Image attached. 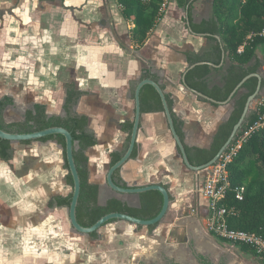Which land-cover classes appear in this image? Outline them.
I'll list each match as a JSON object with an SVG mask.
<instances>
[{"label": "crops", "instance_id": "crops-1", "mask_svg": "<svg viewBox=\"0 0 264 264\" xmlns=\"http://www.w3.org/2000/svg\"><path fill=\"white\" fill-rule=\"evenodd\" d=\"M1 0L0 99L11 97L6 123L22 120L34 104L49 116H63L66 85L84 92L75 110L90 119L97 145L87 151L89 182L99 185L98 204L115 197L137 205L138 196L114 193L107 185L110 154L120 151L133 123L135 103L130 83L140 78L142 60L160 76L173 113L183 122V143L209 148L227 120L232 101L214 104L184 86L191 68L186 54L206 49L207 38L192 34L187 13L169 4L138 55L130 40L133 27L116 0ZM213 0H197L189 18L211 16ZM52 14L42 24L40 15ZM48 18V16H47ZM186 18V19H185ZM263 48L258 51L262 57ZM228 58L214 68L211 83H220ZM261 81L264 66L261 67ZM259 95L264 96V89ZM258 100L250 104L252 110ZM139 151L120 169L130 187L165 186L171 201L163 221L149 233L145 227L114 221L97 232L98 240L76 233L65 207L48 208L54 197H67L62 149L54 142L11 143L13 157L0 160V264H262L251 252L209 234L207 201L202 189L207 169L191 171L176 151L164 113L141 114L136 136Z\"/></svg>", "mask_w": 264, "mask_h": 264}, {"label": "trees", "instance_id": "trees-1", "mask_svg": "<svg viewBox=\"0 0 264 264\" xmlns=\"http://www.w3.org/2000/svg\"><path fill=\"white\" fill-rule=\"evenodd\" d=\"M163 0H117L122 17L133 27L130 29V40L134 45V53L139 50L149 39L164 13H161L160 4ZM177 5L186 11L187 27L192 34L205 36L207 47L198 54H186L189 68L184 76V86L192 92L199 94L200 100L210 99L214 104L228 101L230 95L244 78L252 74H259L264 66V38L259 33L264 28V0H213L211 16L198 23L189 18L192 4L197 0H174ZM186 19V18H185ZM243 46V52L237 49ZM263 48L262 57L258 51ZM230 63L221 76L220 83H211L209 76L214 68L219 67L224 58ZM143 68L140 78L130 83V96L134 98L136 85L145 79H149L159 85L161 90L164 86L159 84L160 76L152 69L149 61L142 60ZM259 80L249 77L241 87L233 94L232 110L229 117L217 129L209 148H191L184 144L187 159L193 167H201L208 164L219 153L231 136L233 127L240 120L248 98L252 96L258 87ZM63 103V116H49L46 108L41 104H34L27 108L19 122L6 123L3 115L7 108L13 107L11 97L0 99V129L15 134H27L42 131L51 127H61L72 136L73 159L80 180V192L76 206V219L83 227H90L100 218L109 213H121L141 220H149L158 215L162 208L163 198L160 192L151 190L138 195L137 205H131L115 197L109 198L104 205L98 204L99 185L89 182L87 151L97 145L95 133L89 127L90 119L78 114L75 107L79 99L85 95L73 84L66 85ZM264 89V79L261 81L260 90ZM165 99L173 121L174 129L180 140L184 141L183 122L173 113V102L166 94ZM263 100L262 104L249 110L241 128L234 135L229 149L237 142L239 137L248 130L264 112V96L257 95L255 100ZM164 113L159 95L150 85H145L140 92V113ZM133 123L126 121L120 125V129L126 134V141L120 151L110 154V167L124 155L130 141ZM38 142L45 144L54 142L62 149L64 169L68 171L65 156V140L61 135H51L38 141H27L23 144ZM139 147L135 143L130 159L138 155ZM180 156V152L176 147ZM13 157L11 142L0 139V160L9 162ZM231 188L244 186L246 191L241 202L233 200L229 193L226 201L227 206L232 207L234 215L230 216L229 227L264 238V128L255 131L245 142L241 144L231 162L227 166ZM113 183L120 188L130 187L122 179L120 169L112 175ZM65 182L71 188L73 181L70 173L65 176ZM165 189L166 187L163 186ZM72 193L67 197H54L48 202V208H69ZM171 201V197L169 196ZM114 222V221H112ZM157 225L147 227L148 232H153ZM141 228V226H137ZM93 240L99 239L97 231L88 235ZM241 251L252 253V250L243 245L238 246ZM209 264V263H208Z\"/></svg>", "mask_w": 264, "mask_h": 264}, {"label": "water", "instance_id": "water-1", "mask_svg": "<svg viewBox=\"0 0 264 264\" xmlns=\"http://www.w3.org/2000/svg\"><path fill=\"white\" fill-rule=\"evenodd\" d=\"M191 68H192V66H191ZM249 77H256L259 80V84H258L256 92L248 98V101L246 103L243 114H242L240 120L238 121V123L233 127L231 136L229 137L228 141L225 143V145L222 147V149L219 151V153L214 157V159L212 161H210L208 164L201 166V167H193L192 165H190V163L187 159L186 153H185L184 143H182L179 136L176 134V131H175L174 125H173V121H172V118H171V115H170V112L168 109V105H167V102L165 99L164 92L161 90L159 85L156 84L155 82L149 80V79L142 80L136 85V87L134 89V103H135L134 119H133V126H132L131 135H130L129 145H128L127 150L125 151L124 155L119 159V161L116 162L113 166H111L109 168V170L107 172L106 182H107L108 187L114 193L120 194V195H126L127 194V195L138 196L141 193L151 191V190H155V191L160 192L162 195V198H163L161 211L158 213L157 216H155L154 218L149 219V220H141V219H137V218L125 215V214L115 212V213L106 214L105 216L100 218L95 224H93L90 227H83L78 223V221L76 219V206H77L79 192H80V180H79V176H78L76 166L74 163V159H73L72 136L64 128L51 127V128H47V129L42 130V131H37V132L27 133V134L8 133V132H5V131L0 129V139L9 141L11 143H23V142H27V141H38L41 138H45V137L51 136V135H61L64 137V140H65V156H66V163L68 166L67 172L70 173V175L72 177V181H73L71 203H70V206L68 208V219H69V223H70L72 229L76 233H79L82 235H89L95 231H98L101 227H103L104 225H106L107 223H110L112 221H123V222L129 223V224L135 225V226H141V227L147 228L149 226H154V225L160 224L163 221V219H164V217L168 211L169 204H170L168 191L163 186H160V185H147V186L124 189V188H120V187L116 186L112 181L113 173L115 171L121 169V167L130 159L131 153H132L134 145L136 143V136H137V132H138V128H139V122H140V116H141V113H140V92H141V89L145 85H150L155 89V91L157 92V94L160 97V100H161V103H162V106L164 109V115L166 117V121H167L169 130H170L171 136L175 142L176 147L178 148V150L180 152V156H181V159L183 161V164L185 165V167H187L191 171H200V170L207 169V168L211 167L212 165H214L216 163L217 159L219 158V156L230 145L234 135L241 128L242 122H243L246 114L249 111L250 104L255 100L256 96L259 94L260 88H261L260 75L252 74V75H249L242 80V82L236 87V89L230 95L228 101L225 102V104L228 103L229 101H231L233 94L241 87V85L244 83V81L246 79H248ZM208 101L213 102L210 99H208Z\"/></svg>", "mask_w": 264, "mask_h": 264}, {"label": "built area", "instance_id": "built-area-1", "mask_svg": "<svg viewBox=\"0 0 264 264\" xmlns=\"http://www.w3.org/2000/svg\"><path fill=\"white\" fill-rule=\"evenodd\" d=\"M143 1L148 2L149 0ZM169 1L170 0H163L161 2L159 10L161 13L165 12ZM259 36L264 38V28L259 33ZM243 49L244 47L240 46L237 52L240 54L243 52ZM257 103L262 104L263 100L261 99L257 101ZM263 128L264 112L253 126L243 132L235 144L219 156L214 165L207 168L202 189V196L207 201V215L205 219L206 231L232 245L249 247L262 264H264V238L256 234L230 228L228 219L230 216L234 215L235 212L232 207L227 206L223 201H226L229 193L232 195L233 200L237 202L243 201L246 189L241 185L231 188L227 166L247 137Z\"/></svg>", "mask_w": 264, "mask_h": 264}, {"label": "rangeland", "instance_id": "rangeland-1", "mask_svg": "<svg viewBox=\"0 0 264 264\" xmlns=\"http://www.w3.org/2000/svg\"><path fill=\"white\" fill-rule=\"evenodd\" d=\"M0 2H1V0H0ZM72 3H73V0H66L65 1V5H67L68 7L70 6V5H72ZM1 5V4H0ZM47 16H48V18H47ZM40 17L42 18V24H45V25H48L49 23H52L53 21V19H52V14H50V15H47L46 13H42L41 15H40Z\"/></svg>", "mask_w": 264, "mask_h": 264}, {"label": "flooded vegetation", "instance_id": "flooded-vegetation-1", "mask_svg": "<svg viewBox=\"0 0 264 264\" xmlns=\"http://www.w3.org/2000/svg\"><path fill=\"white\" fill-rule=\"evenodd\" d=\"M164 262V263H163ZM163 264H176L175 262H170V261H162ZM199 264H207L204 261L199 260Z\"/></svg>", "mask_w": 264, "mask_h": 264}]
</instances>
